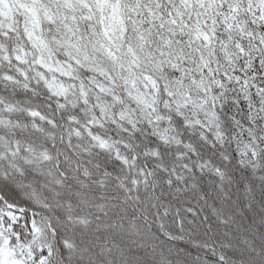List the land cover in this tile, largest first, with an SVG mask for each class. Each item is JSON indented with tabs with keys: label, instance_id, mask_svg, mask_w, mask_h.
Returning <instances> with one entry per match:
<instances>
[{
	"label": "snow or ice",
	"instance_id": "6c2138e0",
	"mask_svg": "<svg viewBox=\"0 0 264 264\" xmlns=\"http://www.w3.org/2000/svg\"><path fill=\"white\" fill-rule=\"evenodd\" d=\"M0 264H264V0H0Z\"/></svg>",
	"mask_w": 264,
	"mask_h": 264
}]
</instances>
